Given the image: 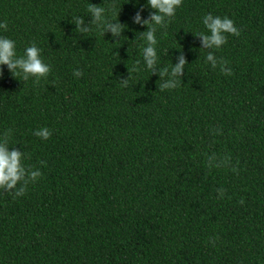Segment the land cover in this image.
I'll use <instances>...</instances> for the list:
<instances>
[{
    "label": "trees",
    "instance_id": "1",
    "mask_svg": "<svg viewBox=\"0 0 264 264\" xmlns=\"http://www.w3.org/2000/svg\"><path fill=\"white\" fill-rule=\"evenodd\" d=\"M89 3L114 5L106 16L127 25L120 38L75 29ZM141 7L143 20L146 0H0V36L18 56L35 42L51 66L35 84L0 65V135L12 129L9 150L42 172L23 196L0 193V264H264V0H183L155 34L157 71L181 49L188 62L168 90L143 62ZM208 13L240 36L201 49L192 33L207 31ZM208 51L233 75L206 63ZM42 127L47 140L33 135ZM213 152L239 173L207 168Z\"/></svg>",
    "mask_w": 264,
    "mask_h": 264
},
{
    "label": "clouds",
    "instance_id": "2",
    "mask_svg": "<svg viewBox=\"0 0 264 264\" xmlns=\"http://www.w3.org/2000/svg\"><path fill=\"white\" fill-rule=\"evenodd\" d=\"M183 3V0H146V6L153 11L145 19H141V11L143 7L138 10L132 17L134 24H139L146 28V31L139 32L140 39L145 42L142 48L143 62L147 70L151 74L158 75L162 81L159 85L161 90L175 89L181 84L180 77L184 73L185 65L188 64L182 49L180 54L176 57L177 63L171 64V67L159 68L157 71L158 57L156 52V32L157 28L166 29L171 19L176 14V9ZM114 5L109 6L108 9L97 4L89 3L87 12L91 19L85 23L84 17H74L72 23L75 29L82 35L93 30V27L100 29L101 35L111 33L113 38H120L122 32L127 25L122 24L118 20V12H116L114 19H108L106 13L111 11ZM206 32H195L193 36L199 37L201 41V49H219L222 45L227 43V35L239 37L240 30L235 26L234 21L227 16H214L211 13L206 14L202 19ZM0 29L7 31V22H0ZM166 34V33H164ZM118 41V40H117ZM206 63H209L213 69L220 67V71L227 76L233 75L232 69L228 67L229 61L220 58L218 59L213 51H208L205 57ZM140 60H136L128 70V77L120 79L119 83L122 88L130 86V74L141 71ZM0 65H6L8 71L13 78L20 77V81L26 82L30 78H35L34 83L39 84L41 78H47L51 71V66L46 64L41 58V50L32 42L29 46L24 48L22 55H17L15 41L0 36ZM3 75L0 69V76ZM75 77L83 75L80 69L73 72ZM13 130L7 129L0 135V193H11L13 198L25 195L29 183H35L42 177V172L34 166H25L23 161L27 159L24 151L18 150L15 145L12 150H9L10 139ZM214 135H223L221 129L216 128L212 130ZM33 135L43 140L51 137L52 131L47 127H42L33 132ZM41 166L46 165V161H40ZM206 167L213 168H231L235 173H239V169L232 165L231 157L227 154H217L215 152L206 154ZM238 164V161H237ZM19 185V187H17ZM217 198L222 199L226 190L224 188L215 189ZM244 199L241 198L239 203L244 204ZM218 236L209 237V243L215 247Z\"/></svg>",
    "mask_w": 264,
    "mask_h": 264
}]
</instances>
